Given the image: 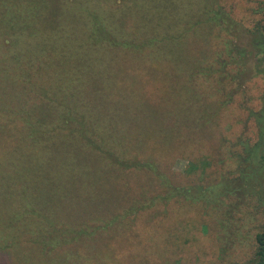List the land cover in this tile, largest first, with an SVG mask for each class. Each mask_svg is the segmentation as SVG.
Instances as JSON below:
<instances>
[{
    "label": "rangeland",
    "instance_id": "1",
    "mask_svg": "<svg viewBox=\"0 0 264 264\" xmlns=\"http://www.w3.org/2000/svg\"><path fill=\"white\" fill-rule=\"evenodd\" d=\"M96 16L103 26L95 25ZM96 27L128 45L89 39ZM171 36L181 40L165 39ZM263 36L264 0H29L13 12L0 10V170H12L21 183L31 177L18 201H29L33 211L19 213L17 194L0 189V244L9 226L24 231L30 263L65 262L40 226L45 230L56 213L63 224L76 221L67 220V207L61 211L65 199L85 207L98 201L94 187L105 160L87 147L96 123L130 158L155 160L174 185L228 180L237 186L246 176L257 193L264 184ZM180 52L186 55L181 66ZM153 109L164 113L162 124L151 120ZM20 112L44 132L28 149L17 135L13 143L3 138L2 123L16 128ZM171 121L181 128L173 130ZM126 171L118 180L129 205L150 206L131 213L125 228L113 221L104 235L108 244L98 241L92 251L77 246L73 264H247L254 258L264 198L229 192L166 200L163 179ZM52 247L59 249L49 254ZM14 257L13 249L0 250V264H17Z\"/></svg>",
    "mask_w": 264,
    "mask_h": 264
},
{
    "label": "trees",
    "instance_id": "2",
    "mask_svg": "<svg viewBox=\"0 0 264 264\" xmlns=\"http://www.w3.org/2000/svg\"><path fill=\"white\" fill-rule=\"evenodd\" d=\"M26 1L28 2L29 6V0H0V10L4 11L5 13L13 12L17 8H23L25 6ZM42 4V3H41ZM40 12L42 13V17L45 19V15L43 13V8L40 9L38 7ZM220 7L216 11L217 18H213V20L218 21V16L220 15ZM26 16L25 20L29 23L30 18V9H25ZM223 18V17H222ZM95 25L99 26L102 21L101 17L96 16L93 18ZM44 21V20H43ZM37 27H41L39 25V22L35 23ZM102 25V24H101ZM103 26V25H102ZM41 32V31H40ZM43 35H47L50 37V34L52 35L53 32L51 31H45L43 30ZM184 32H180V35L182 36ZM264 37V36H263ZM89 39H94L97 43L100 42L101 39H107L111 41L110 45L115 44H123L128 45L126 41H119L114 35H110V30L104 29L102 27H96L94 29H90L88 33ZM96 38H100V40H96ZM169 42H177L179 43V40H181V37L179 36H171L169 38H165ZM133 44V43H132ZM134 47H137L138 49H143L141 45L133 44ZM147 46V44H146ZM179 65L181 66L182 63L186 64V55L183 53H179ZM184 60V61H183ZM32 72V71H31ZM26 79H23L26 84H29L30 81H28L27 76H25ZM27 80V81H26ZM29 87V86H27ZM181 106H188V102H185L183 100L180 101ZM180 109V108H179ZM68 110V109H66ZM75 108H70L67 112L70 113L74 112ZM85 108H81L80 112H84ZM184 111V108H183ZM139 112V111H137ZM144 116L143 112H141ZM139 116V119H142L143 117L140 116V113H136ZM20 120L16 124L15 128V122H12L10 127H7L5 122L2 123V127H4L3 132V138L8 143H13L14 139L16 137L19 138L20 143L25 145L28 148L31 145V142L33 141V138L35 135L43 134L42 130L37 129L36 125L31 123L29 119H32L31 117L28 118L26 121L23 120V117L25 116V113L20 112L19 113ZM150 118L155 123L158 122L159 124H162V121H165L164 113L160 112L158 109H153L150 113ZM174 117V116H172ZM171 117V119H172ZM161 118V119H160ZM156 120V121H155ZM178 122H172L173 124V130L178 128L180 129V126H176ZM158 125V124H157ZM96 132H93V135L90 136L91 141L87 142V147L89 149L94 150L101 159L105 160V166H99L100 168V179L98 182L100 185L94 187L95 195L98 199V201L92 202L86 207L78 202H73L70 200L65 199L60 204L61 211H65L64 208L67 207V220H70V217H73L75 219V222H72L70 224H63L60 222V216L56 217V214L53 216V220H49V223L51 225H45V230L42 226H40L41 231L46 232V236L48 237L49 243L53 245H57L59 248H62L60 250V255L64 258L65 262H60V264H73L74 262L79 263V261H74L76 258L77 253L80 250H76L79 245L86 246L88 251H92L95 249H98L96 246H99L97 243L101 240L106 241L105 244L109 243V239L105 237L104 235L111 229L113 221H117L118 225H123L124 228L127 226V217L130 216L131 213L136 211V209H144L148 208L150 205H146L145 202L142 203L140 201H132L133 205L130 206L128 202V195L129 192L123 188L122 182L118 180L119 177L122 176L121 173L118 172H127L128 171H139L144 170L148 173H152L154 176H158L160 179L164 180V183L166 185L164 190V197L162 198L168 200L171 199L177 195H182L187 199H191L193 201H197L203 197H215L219 193L221 194H230L236 193L239 196H249L250 199H253L254 196H259L262 200L264 198V184L263 187L259 189L257 193V185L248 181V178L244 176V178L241 179L239 184L237 186H233L231 182L228 180L221 181L220 183H212L207 187L203 186H186V187H180L177 185H174L171 180L168 178L167 175H165L153 159H147V160H141L136 157V155L133 158H130L128 156V150L126 148H123L121 144H117L114 142L113 139L104 136V130L101 126V124L96 123L94 124ZM172 125H169L168 128H166V133L169 135L171 132ZM151 129V128H149ZM7 130V132H6ZM54 129H48L47 132L53 131ZM84 130V127H83ZM161 130H163V126L161 127ZM172 130V133H173ZM86 131V128H85ZM107 134V133H105ZM17 135V136H16ZM16 136V137H15ZM15 137V138H14ZM139 143H142L141 140ZM121 153H120V152ZM264 151V147H263ZM21 153V152H20ZM261 159L264 162V154L261 156ZM209 162L203 161L204 167L208 165ZM19 171V170H18ZM203 171L205 172V168H203ZM15 173L12 170H0V189H2L5 192H8L9 194H17L16 195V206L15 210L20 211L19 213L26 212L27 215H30L33 213V211L28 210V206L31 205L29 201L25 202H19L18 201V194L23 195V186L28 178H31L30 176H27L24 181L18 182L14 180ZM258 177V176H257ZM262 181V176L258 177ZM11 184L10 188L9 185ZM23 185V186H22ZM9 188V189H8ZM154 201V199H153ZM91 206H93L95 209L92 210ZM17 213V215H19ZM42 220V218L45 220L43 216H39ZM2 230H9V232L6 234L7 236L4 237V240L2 244H0V250L2 249H13V252L15 254L14 259L16 258L17 264H32L30 263L29 259H27L24 255V250L28 252L30 243L28 239H23L22 235L24 231L13 229L12 227H4ZM16 234H12V232H15ZM33 231V230H30ZM99 236H102L99 238ZM1 237V236H0ZM2 238V237H1ZM44 240L46 237L43 238ZM104 244V243H103ZM96 245V246H93ZM89 246V247H88ZM67 247V249L65 248ZM84 247V248H86ZM57 249H53L50 251L49 254H52L53 252L57 251ZM100 254V253H98ZM102 256L100 257V259ZM110 260V259H109ZM247 264H264V228L262 231L258 232L256 235V252L254 255V258L248 262Z\"/></svg>",
    "mask_w": 264,
    "mask_h": 264
}]
</instances>
